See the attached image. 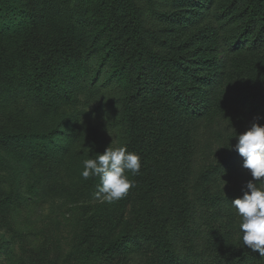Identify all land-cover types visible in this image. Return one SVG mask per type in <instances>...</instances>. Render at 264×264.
Instances as JSON below:
<instances>
[{
  "label": "rangeland",
  "instance_id": "374dc122",
  "mask_svg": "<svg viewBox=\"0 0 264 264\" xmlns=\"http://www.w3.org/2000/svg\"><path fill=\"white\" fill-rule=\"evenodd\" d=\"M7 1L10 12L0 16V264H79L87 247L121 236V248L86 264H264L260 254L240 258L253 251L242 244L232 202L217 209L221 216L232 210L224 226L212 219L211 204L194 200L196 183L232 200L252 179L235 144L256 117L264 125V31L256 23L241 38L246 0H106L103 8L98 0ZM19 23L52 40L51 49L63 43L54 54L77 59L59 74L68 99L48 68L40 69L42 92L1 76L19 59ZM120 95L132 97L131 112ZM193 103L208 115L192 119ZM128 112L137 128L148 122L158 134L156 148L141 154L131 146ZM29 131L48 137L23 136ZM109 146L141 158L138 174L126 171L135 186L112 203L96 196L99 176L81 175L84 161ZM186 199V210L195 211L181 217Z\"/></svg>",
  "mask_w": 264,
  "mask_h": 264
},
{
  "label": "trees",
  "instance_id": "16d2710c",
  "mask_svg": "<svg viewBox=\"0 0 264 264\" xmlns=\"http://www.w3.org/2000/svg\"><path fill=\"white\" fill-rule=\"evenodd\" d=\"M109 3V1L106 0H98V6L100 8H103L104 6H106V4ZM12 4L9 3V1L7 0H0V16L3 14H7L8 12H10V8H11ZM129 12L130 14L133 16L132 19L134 21H136V16L134 14V12L131 9V6H128ZM244 14H243V18L244 21L241 23L240 25V31H241V38L245 39L248 36V33L251 32L253 30V28L255 27L256 23L260 24V30L264 31V0H246L245 6H244ZM25 25L21 23H19L18 26H16L14 29L18 30V34L21 35L20 38V45L17 48V52L19 55V59L18 60H11V62H13L14 64H8L6 67H4V72L2 70L1 76L5 79H15V78H20V82H25L26 84H31L32 88L34 87V89H36L39 92L45 91L46 88H44L42 86V83L44 81V75L43 73L40 72L41 68H48L50 71L49 76L52 78L51 83L56 84L57 87H59L61 89L62 95L68 99V96L70 97V94H68L66 92V90L63 88L62 82L60 80L59 74L60 72L63 70V68H65L66 65H68V63H73L75 62L77 59H70L69 57H62L59 55L54 54V51L63 45L62 44H54L53 45V49H51V47L49 46V44H51L48 39H38L36 38L37 35L32 33V28L28 27L27 29L24 30ZM28 31V32H27ZM4 34V33H3ZM58 46V47H57ZM157 64L159 66H163V63H161V61L158 59V61H156ZM168 67L164 66V69H167ZM162 68L161 70V75H165V73L169 72V70H165ZM168 74V73H167ZM92 80L94 82H98L99 81V76L97 75V72L95 73L94 77L92 78ZM145 90H149V91H154L156 90L155 86H151L149 88H146L145 86ZM182 90V89H181ZM180 90L181 95H183L182 91ZM142 89L139 88L137 89L135 96H133V98H137L140 99V95L142 94ZM47 92V91H46ZM172 94V93H171ZM189 95V93L186 92L185 95H183V97H187ZM177 102L180 101L178 103V105L182 108V107H186L185 103L186 100L182 98V96L178 94L175 95ZM132 97H122L121 95L117 97V101L118 104L121 105L123 104V101L128 99V102L125 104V110L126 111H130L131 112V108L128 105H131V99ZM188 104V103H187ZM191 104V103H190ZM124 105V104H123ZM195 103L192 104V107H188L190 108V110L193 112L192 115V119H195L196 116H201V118H203L205 115H208V111H206L205 113L202 112H198V109H195ZM185 109V108H183ZM128 116L126 117L124 120L125 122H127L128 124V128L131 130L132 132V140H131V146L133 148H135L136 152H139L141 154H144L148 149L149 151H151L153 148H156V146L154 145V143L151 141V139L155 136H157L158 134H156L155 132H153L152 129H150L151 127L148 125L149 123L147 122V124H145L144 127L142 126L141 128H137L136 126V119L134 117H131V114L128 112ZM145 115V114H144ZM188 118L190 116H187ZM144 123H146V120L143 121ZM144 128V129H143ZM23 136L25 137H48V134L45 133H41L39 131H29L26 133H23ZM225 150H219L220 154H223ZM223 160V159H222ZM221 161V156H219V159L217 161L220 162ZM217 163L214 165V167H210V170H215L218 169V166H220ZM221 163H225V161H221ZM205 175V176H204ZM207 175V171L203 173V177L202 175H200L198 178H205ZM197 182V181H196ZM197 188V192L196 195L194 197L195 202L197 203V205H200L202 202H206L211 204V210H212V219L215 221H218V218L220 219V223H222V225L224 226H230V223L232 221V210L228 212V214L226 215L224 213V215H220L219 211L217 209H220L223 206H228L231 204V202L236 199L233 198L232 200L227 199L226 195H222V191H213L210 192L208 191L206 184L200 186L199 183L194 184ZM200 190H205L206 192H201ZM224 193V192H223ZM224 198V203H221V201ZM230 201V202H229ZM187 202L188 199H186L185 201H183V205H182V214L181 217H183V213L184 212H192L195 210H186L187 206ZM213 203H216V205ZM218 203V205H217ZM220 204V205H219ZM223 204V205H222ZM213 206V207H212ZM221 216V217H220ZM200 230V229H198ZM125 241V237L121 236L115 240H112L108 243H101L92 247H87L82 255V258L80 260L79 264H86L87 260L89 259L90 256L96 254V253H109V252H113L119 248H121L124 244ZM245 253L243 255V257L240 258H246L250 255H254V254H259V252H253V253Z\"/></svg>",
  "mask_w": 264,
  "mask_h": 264
},
{
  "label": "clouds",
  "instance_id": "9594fccd",
  "mask_svg": "<svg viewBox=\"0 0 264 264\" xmlns=\"http://www.w3.org/2000/svg\"><path fill=\"white\" fill-rule=\"evenodd\" d=\"M259 119L256 117L249 129L237 137L235 150L243 157L242 166L250 171L252 179L247 182L243 196L232 201V206L242 218L239 227L243 246L264 256V125L256 122ZM140 168L138 154L129 152L125 146H109L96 159L84 161L81 175L84 179L99 176L96 196L112 203L124 198L135 186L126 171L136 175Z\"/></svg>",
  "mask_w": 264,
  "mask_h": 264
}]
</instances>
